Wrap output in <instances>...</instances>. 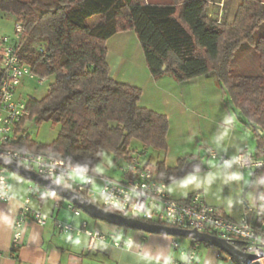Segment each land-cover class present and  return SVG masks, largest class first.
Returning a JSON list of instances; mask_svg holds the SVG:
<instances>
[{
  "label": "trees",
  "instance_id": "1",
  "mask_svg": "<svg viewBox=\"0 0 264 264\" xmlns=\"http://www.w3.org/2000/svg\"><path fill=\"white\" fill-rule=\"evenodd\" d=\"M208 5V0H0V13L23 27L22 60L37 76L53 78L43 97L26 102L28 117L59 125L56 138L42 144L30 140L22 120L13 145L47 151L93 175L101 173L98 164L105 151L112 153L114 164L134 151H164L167 117L138 104L140 88L109 76L105 40L133 30L154 78L166 73L177 81L213 77L252 128L257 154H264V0H238L232 18L224 20L211 17ZM257 30L261 34L255 38ZM244 43L257 54L258 74L231 72L235 52ZM132 140L139 148L131 147ZM145 164L166 184L205 168L185 156L173 167L164 160Z\"/></svg>",
  "mask_w": 264,
  "mask_h": 264
},
{
  "label": "crops",
  "instance_id": "2",
  "mask_svg": "<svg viewBox=\"0 0 264 264\" xmlns=\"http://www.w3.org/2000/svg\"><path fill=\"white\" fill-rule=\"evenodd\" d=\"M146 1L151 4L170 2ZM208 1L210 5L218 4L214 18L217 16L219 20H224L227 0ZM231 1H235V9L238 0ZM105 47L110 78L140 88L138 104L168 119L166 149L156 153L155 160L151 159L152 152H143L144 162L164 160L167 167H173L179 157L185 156L190 162L199 161L205 166L167 184L169 196L183 199L189 193L199 191L206 203L234 221H238L248 207L252 212L253 225L258 223L264 228L261 220V216L264 219V211L255 210L247 204L245 176L235 161L238 153L250 146L248 126L241 120H235L223 87L210 76L177 81L166 73L154 78L147 68L143 50L133 30L112 34L105 40ZM244 51L250 53L252 47H244ZM239 63H243L242 57ZM211 153H215L216 157ZM253 155L264 158L257 153ZM121 164L123 162L115 165L118 177H110L121 178ZM260 169L252 173H258ZM6 170L9 199L0 201V264H183L185 256L182 252L193 245H196L197 251L194 264H236L219 248L188 237L183 240L178 236L120 227L89 217L82 210L79 216H75L66 207L69 201L59 195L62 199L49 196L45 188L38 184L35 188L36 183ZM94 181L99 186V181ZM41 191L46 194L41 196ZM27 196L31 197V205L46 213L48 218L43 225L27 220L21 245L12 250L15 217ZM92 200L100 205L99 192ZM56 222L75 227L86 222L88 229L97 230L105 236L91 241L84 233L60 232L55 226ZM122 240H128L129 244H113ZM174 242L178 244L177 247Z\"/></svg>",
  "mask_w": 264,
  "mask_h": 264
},
{
  "label": "built area",
  "instance_id": "3",
  "mask_svg": "<svg viewBox=\"0 0 264 264\" xmlns=\"http://www.w3.org/2000/svg\"><path fill=\"white\" fill-rule=\"evenodd\" d=\"M23 27L15 22L14 35L0 37V157L7 158L36 174L50 179L73 190L85 198H93L94 179L100 183V207L123 216L137 218L148 223L166 225L173 228L195 230L215 235L236 246L240 251L255 256L259 264H264V229L255 227L248 211L234 221L221 211L206 203L199 191L189 193L183 199H174L167 192V184L159 181L153 169L143 160V152L134 151L119 166L121 178L90 174L84 167L56 157L47 151H34L17 147L16 129L19 123L29 115L26 102L17 95V90L26 80L35 79L42 84L46 77L37 76L22 60L20 41ZM211 156L216 157L215 153ZM225 161L226 159H222ZM241 170L256 171L264 167V158H257L247 148H243L235 158ZM9 183L6 168L0 166V201L9 199ZM45 191L40 195L44 196ZM67 209L79 216L81 210L68 202ZM48 215L31 205V197L24 198L14 221L11 242L12 250L21 245L23 227L27 220L43 225ZM60 232L70 234L84 233L91 241L103 239L105 235L86 227V222L75 227L69 223L56 222ZM115 246L128 245V240L114 241ZM178 246L176 242L173 243ZM183 264H194L196 245L182 252ZM1 255V254H0Z\"/></svg>",
  "mask_w": 264,
  "mask_h": 264
},
{
  "label": "rangeland",
  "instance_id": "4",
  "mask_svg": "<svg viewBox=\"0 0 264 264\" xmlns=\"http://www.w3.org/2000/svg\"><path fill=\"white\" fill-rule=\"evenodd\" d=\"M166 1V0H164ZM234 2V3H233ZM234 4L235 1L227 0L225 4V15L223 19L229 18L231 14L234 12ZM215 7H218V4L216 6L214 5H208L207 11L210 13L211 17H214L216 15L215 13ZM234 9V10H233ZM217 17V16H216ZM215 17V18H216ZM218 19V18H217ZM219 20V19H218ZM14 25L15 21L12 17L4 15L3 13H0V37L3 35H14ZM257 30L254 34V37L257 38L261 33ZM244 47H249L248 43H244L241 45L235 52V55L231 61L230 69L231 72L235 75H255L259 73V65H258V58L257 54L254 51L252 47V51L250 53L244 51ZM243 55V56H242ZM240 57L243 59V63H239ZM53 78L51 76H48L45 78V81L42 84L37 83L35 79H28L26 80L22 85L18 87L17 95L22 98L24 102H27L29 98H36L40 99L43 97L48 89L49 84L52 82ZM226 100L229 102L230 108L233 111V114L235 115V120H241L242 123H244L246 126H248L246 119L244 116L233 107L232 101L228 94L226 93ZM22 127L24 132L28 135L30 140H33L38 143L42 144H48L52 142L59 131V125L51 123V122H36L33 118L26 117L22 123ZM248 133H249V142L250 146L247 148L252 153H257V141L255 139V135L253 133V130L249 128L248 126ZM263 137L264 136H260ZM140 144L136 140H132L131 147L132 148H139ZM152 150H149V154ZM153 155L151 157L152 160L156 159V151L152 152ZM258 155H261L264 157L263 153H260ZM124 162V161H122ZM121 163V162H120ZM115 165L113 163V155L109 151H105L103 153V157L101 161L98 164V169L101 174L106 176H115L117 175V169H115ZM251 170H242L243 175L245 176V189H247V195H246V202L247 204L255 209V210H261L264 211V167L260 169L258 173H252ZM95 180V179H94ZM31 182V181H30ZM99 183V182H98ZM92 189H94L97 192L100 190V184H98L93 181L92 183ZM91 219V218H89ZM180 239L187 240V237H179Z\"/></svg>",
  "mask_w": 264,
  "mask_h": 264
},
{
  "label": "water",
  "instance_id": "5",
  "mask_svg": "<svg viewBox=\"0 0 264 264\" xmlns=\"http://www.w3.org/2000/svg\"><path fill=\"white\" fill-rule=\"evenodd\" d=\"M163 69H165V66H163ZM0 166H3L11 170L12 172L22 175L26 179L45 188L49 192L63 197L70 203H73L89 217L104 220L120 227L137 229L144 232L162 233L178 237H188L197 242L219 248L223 252L227 253L236 264H259L257 261H254V255L240 251L233 244L215 235L197 232L195 230L179 229L161 224L148 223L137 218L127 217L111 211H107L91 202L83 195L70 190L50 179L42 177L7 158L0 157Z\"/></svg>",
  "mask_w": 264,
  "mask_h": 264
}]
</instances>
